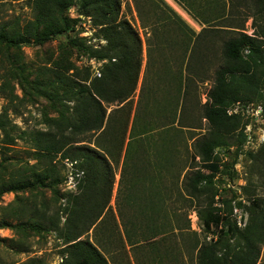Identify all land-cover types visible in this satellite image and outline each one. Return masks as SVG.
<instances>
[{"label": "trees", "instance_id": "1", "mask_svg": "<svg viewBox=\"0 0 264 264\" xmlns=\"http://www.w3.org/2000/svg\"><path fill=\"white\" fill-rule=\"evenodd\" d=\"M134 1L143 28L149 26L152 29V37H148V56L151 59L152 51L153 55L156 54L158 75L163 72L166 76L160 78L165 84L161 95L158 96L156 91L150 92L147 107L142 106V115L139 110L136 111L129 132V106H121L110 112L108 108L114 103L129 104L137 87L143 49L137 29L127 19L120 17V0H32L34 20L26 26L25 31H11L5 25H0V42L7 40L17 47L21 42L31 39L44 43L55 36L66 35L67 42L88 58L105 60L101 66L102 74L93 76L86 83L68 74V71L75 69L69 57L66 62H59L56 58L52 61L55 67L51 70L54 79L45 85L35 86L60 103L66 105V101L74 102L71 108L66 109L67 112L59 114V118L49 119L50 126L56 127V130L37 135L35 152L44 163L38 161L32 164V175L36 180L28 181L30 186L35 185L32 182L44 184L47 180L49 187L54 188L57 183L60 184L61 178L55 175L59 154L60 159L70 160L77 169V191L70 195L63 209L67 218L62 230L66 244L62 264H115L118 261L115 258V251L118 250L115 246L124 244L123 237H126L132 250L148 254L151 252L152 256L149 257L152 264H166L164 258L169 254L178 262L179 243L176 241L177 244H172V239L166 236L164 195L170 196L165 188L168 180L174 184L170 188L177 192V201L193 198L201 201L204 194L213 191L208 205L198 208V212L206 226L212 224L218 228L217 237L202 240L193 232V239L189 238L186 244L189 246L188 252L193 254L196 251L197 264H259L261 246L264 245V199L253 198L252 205L248 207L250 217L246 225L240 227L233 217L232 201L237 197L236 193L232 198L225 197L223 206L214 205L218 194L214 176L220 172L221 166V158L216 149L230 146L226 136L237 137V150L242 148L248 136L244 132L246 122L241 114H229L228 107L237 102H263L264 106V38L247 34L241 26H233L239 30H234L235 34L224 41L222 65L215 71V86L209 93L211 102L204 106L205 118L211 124V134L197 140L194 145L201 166L211 172L207 174L195 170L186 173L178 185L180 173L169 168V158L163 161L164 156L161 157L162 153L170 150L173 143L165 135L157 137L155 132L157 129L159 132V129L173 127L168 125L173 124L177 118L180 95L183 93L184 98L190 93L193 80L207 71L205 64L218 59L212 40L216 36L213 29L219 28L206 26L200 32H195L165 0ZM249 2L253 4L257 15H264V0ZM225 6L226 3L221 1L218 6L212 7L214 17L203 22L215 23L222 19ZM71 7L76 8V16L68 15L67 11ZM79 14L90 17L92 25L100 27L99 36L105 43L95 45L80 35L82 29L77 27L83 19ZM153 45L156 50L150 48ZM86 69L85 80L92 73L91 66H86ZM184 71L188 72L186 83H183ZM49 84L59 91L50 92L47 88ZM121 112L124 113L123 117ZM179 123H182L180 117ZM1 127H5L3 120ZM87 134L94 137V145L80 144ZM82 135L85 138L78 139ZM123 150L116 201L124 236L119 230L118 221L112 224L109 218L113 217L116 221L110 200L116 180L115 164H119ZM152 156L159 157L161 162H153ZM38 165L45 169L39 171ZM18 181L24 182L25 179ZM9 189L11 186H5L0 194ZM174 190L171 197L175 196ZM237 204L240 207L243 205L241 201ZM177 225L180 228L179 220ZM92 226L95 242L82 239L81 236ZM38 227L42 228L41 225ZM56 229L59 230V227ZM160 235L163 239L157 238ZM181 236L184 241L183 232ZM149 246L153 247L148 252ZM163 246H166L164 253Z\"/></svg>", "mask_w": 264, "mask_h": 264}, {"label": "rangeland", "instance_id": "2", "mask_svg": "<svg viewBox=\"0 0 264 264\" xmlns=\"http://www.w3.org/2000/svg\"><path fill=\"white\" fill-rule=\"evenodd\" d=\"M194 1L196 0H165L195 32H200L206 26L219 28L213 29L216 36L212 40L218 59L205 64L207 71H204L201 77L193 80L190 93L183 96L184 98H182L183 93L180 95L177 118L173 124L168 125L173 127L159 129V132L157 129L155 132L157 137L165 135L173 143L170 150L164 152L165 154L162 153L161 157L164 156L162 157L163 161L165 158H169L171 161L169 168L180 173L178 185L181 184L186 173L195 170H201L207 174L211 172L201 166V159L196 154L194 145L197 140L209 137L211 134V124L205 118L204 106L211 102L209 93L215 86V71L222 65L221 50L224 41L230 35L235 34L234 30H239L233 26H241L244 28L242 31L247 34L264 38L262 36L264 15H257L249 0L247 2L245 0H228V2L200 0L196 3ZM221 1L226 3L225 16L215 23H204L203 20L214 17L215 11L212 7L218 6ZM120 3V17L127 19L137 29L142 39L143 49L137 87L129 99V104L126 102L114 103L108 108V112H110L121 106L125 108L129 106V132L136 111L139 110L142 115V106L143 108L147 107L151 97L150 92L156 91L160 96L165 84L160 80L163 72L158 75V57L156 54L153 55V51L151 59L148 56V37L152 34V29L149 26L143 28L134 0H120ZM32 4V0H0V25H5L11 31H25L26 26L34 20L35 11ZM67 13L70 17L76 16V8H69ZM93 27L94 30H91L94 38L91 39L92 35H90L87 37L88 41L94 42L95 45H99L101 42L105 43L99 36L98 29L100 27L94 25ZM67 40L66 35H59L44 43L36 42L34 39L23 41L17 47L11 45L7 40L0 42V190L5 186L6 188L11 186V189L0 194V224L6 222L0 226V264H62L63 249L66 246L62 230L67 218L63 209L67 205L70 195L77 191V179L79 178L76 174L77 169L70 160L60 159L61 154H59L56 159L55 175L62 179H60V184L57 183L54 188L49 187L47 185L49 180H47L44 184L32 182L35 185L30 186L28 181L36 180L32 175V164L38 163V161L44 163L42 157L35 152L37 135L40 132L56 130V127L50 126L49 119L59 118L62 111L68 110L74 104L73 101H66L65 105L51 99L35 86L37 84L45 85L49 80L54 79L51 70L55 67L52 65V61L56 58L59 62L60 60L66 62L69 57L75 69L68 71V74H72L75 79H82V82L89 83L90 79L96 75L92 70L90 78L85 80L86 66H90L91 62L88 63V57L79 52L78 48L71 46ZM205 45L207 44L205 43ZM150 48L157 49L155 45ZM91 69H93L92 65ZM183 74V83H186L185 77L188 72L184 71ZM163 76H166V73ZM142 86H144L143 89ZM47 88L50 92L59 91L57 87L50 84ZM155 103L153 101V105ZM231 108H235L234 113L241 114L243 121L246 122L244 132L247 135L250 134L251 138L247 136L242 148L237 150V137L226 136L230 146L216 149L221 158V166L220 172L214 176L218 191L214 205L223 206V199L225 197L232 198L236 193L237 197L232 201L234 205L233 217L237 219L240 227H244L250 217L248 207L252 205L253 198L264 199V106L263 102L247 104L244 102L238 104L237 102L228 107V113L232 110ZM121 113L123 117L124 113ZM179 117L182 120V125L179 123ZM1 120L5 122L3 128ZM185 124L186 126H184ZM79 138H85V136L82 135ZM93 138V136L91 138V134H87L86 139L80 144L94 145ZM123 159L124 150L119 156V164H115L116 180L110 200L116 221L113 217L109 218L112 224L118 221L119 230L124 236L123 227L117 215L116 201ZM159 159V157L152 156L153 162ZM153 165L156 166L157 163H153ZM37 168L39 171L45 169L42 165H38ZM20 179H25V181H18ZM173 186L172 181L168 180L165 183V188L170 196L164 195L166 200L164 213L167 217L166 231L168 233L166 236L172 239V244H175L176 241L179 243L177 246L179 260L176 262L169 254L167 257L165 256L164 261L166 264H197L196 251L193 254L188 252L189 246L186 244L189 238L193 239L191 237L193 232H196L202 240L217 237L218 228L212 224L206 226L198 212V208L208 205L213 191L204 194L201 201L195 198L190 199L191 201L183 199L177 201V192L171 189ZM172 190L176 197H171ZM164 192L166 193V190ZM238 201L242 202V207L237 204ZM198 202L201 204L200 206H198ZM104 215L105 213L102 217ZM240 216L241 224H239ZM178 220L180 228L177 225ZM40 225L43 229L38 227ZM57 227L59 230L56 229ZM181 232L185 235L184 241L181 240ZM81 238L95 242L94 226ZM157 238L163 239L161 235ZM123 240V245L115 246L118 249L115 251V258L118 259L115 264H152L150 261L152 253L149 252V249L153 246H149L147 250L149 254L139 253L136 249L132 250L126 237H123ZM165 250L166 246H163L162 252L164 253ZM110 260L112 261L111 258ZM258 263L264 264V245L261 246Z\"/></svg>", "mask_w": 264, "mask_h": 264}, {"label": "built area", "instance_id": "3", "mask_svg": "<svg viewBox=\"0 0 264 264\" xmlns=\"http://www.w3.org/2000/svg\"><path fill=\"white\" fill-rule=\"evenodd\" d=\"M78 16L81 17V19H83L82 23H80L81 25H79L80 27L79 26L77 27V28H81L82 29L81 32H80V35L84 36V37H89L90 35H92V30L91 29L94 30V27H93V25L91 23L90 17H85L82 14H79ZM93 38L91 37V39H93ZM104 42H105V40H104ZM104 61L105 60H98V59H95V58H88L87 62L88 63L91 62L90 64L92 65L93 72H95L97 76H100L101 75V66H102ZM238 104H239V102H238ZM231 109L232 110L229 111V114H232L235 111V108H231ZM256 110H258V109H256ZM259 111L262 112L261 110H259ZM248 137L251 138L250 134L248 135ZM239 224H241V216H240V219H239Z\"/></svg>", "mask_w": 264, "mask_h": 264}]
</instances>
